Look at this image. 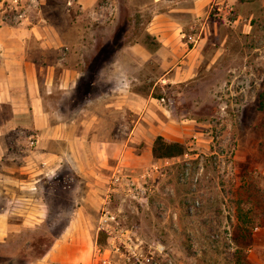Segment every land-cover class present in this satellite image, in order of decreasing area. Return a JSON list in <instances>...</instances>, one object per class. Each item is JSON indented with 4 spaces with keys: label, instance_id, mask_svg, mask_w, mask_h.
I'll use <instances>...</instances> for the list:
<instances>
[{
    "label": "rangeland",
    "instance_id": "obj_1",
    "mask_svg": "<svg viewBox=\"0 0 264 264\" xmlns=\"http://www.w3.org/2000/svg\"><path fill=\"white\" fill-rule=\"evenodd\" d=\"M41 1L0 0V24L30 26L45 15L58 28L60 56L82 61L71 99L56 93L62 100L54 107L64 114L82 99L98 115V94L127 85L141 122L128 164L109 169L107 194L121 190L115 206L108 197L109 207L88 209L96 220L91 264H264V233L255 227H264V0ZM154 16L163 18L158 32L149 30ZM113 59L128 62L133 76L116 68L106 86L98 74L114 73L106 64ZM7 112L0 113L10 127ZM157 135L183 143L185 152L154 158ZM5 152L12 166L20 164L18 148ZM73 176L59 173L42 194L0 182V212L17 195L50 206L43 226L3 232L0 264H41L37 258L62 230L57 205H73L88 189ZM239 207L246 224L236 218Z\"/></svg>",
    "mask_w": 264,
    "mask_h": 264
},
{
    "label": "crops",
    "instance_id": "obj_2",
    "mask_svg": "<svg viewBox=\"0 0 264 264\" xmlns=\"http://www.w3.org/2000/svg\"><path fill=\"white\" fill-rule=\"evenodd\" d=\"M44 2L42 0L41 4ZM159 19L163 18H152L150 32L161 30ZM41 20L44 23L39 21L30 26L0 24V112L7 108L11 119L10 127H5L0 113V164L5 163L0 166V182L42 194L44 184L56 181L59 173L69 179L74 178V174L83 178L88 186L83 199L73 205L68 199L66 208L57 205V226L62 230L37 261L41 264H91L94 244L91 229L96 227V220L88 209L95 212L109 207L108 197H113L111 208L115 206L121 190L113 188L112 194H107V182L111 181L109 169L112 165L128 164L129 145L135 140V127L141 122L135 121V94L127 85L117 93L116 89H111L98 94V115H90L82 99L77 106L69 103L64 114L59 106L54 107L53 100L58 103L62 100L54 97L56 93L61 98L69 95L71 99L70 92L83 75V63L60 56L58 28L47 22L45 15ZM50 53L53 58L48 56ZM143 55L146 58L145 53ZM127 63L108 61L106 64L115 71H100L98 81L114 85L116 68L122 69L123 77L133 76ZM110 127L122 128L112 134ZM9 147L20 150V164L12 166V157L6 158L5 150L9 151ZM61 168L63 170L59 171ZM19 197L7 200L0 212V241L6 240L3 232L8 234L11 226L37 228L47 220L48 203L44 202V207L39 208ZM10 215L20 218L19 222L10 224ZM255 227L259 235H263L264 227ZM254 256L260 258V254Z\"/></svg>",
    "mask_w": 264,
    "mask_h": 264
},
{
    "label": "trees",
    "instance_id": "obj_3",
    "mask_svg": "<svg viewBox=\"0 0 264 264\" xmlns=\"http://www.w3.org/2000/svg\"><path fill=\"white\" fill-rule=\"evenodd\" d=\"M263 99V96H262ZM185 152V147L183 145V143L181 142H175V141H168L166 139H164L162 136L157 135L152 143V147H151V154L154 158H172V157H177L182 155ZM241 200L239 199L238 202H240ZM236 218L238 220L239 223L241 224H246L247 221V217L246 215L243 213L242 209L239 207L237 208V213H236ZM259 226V225H257ZM253 227V226H251ZM248 228L249 226H244V232L245 234L248 233ZM2 258V257H1Z\"/></svg>",
    "mask_w": 264,
    "mask_h": 264
},
{
    "label": "built area",
    "instance_id": "obj_4",
    "mask_svg": "<svg viewBox=\"0 0 264 264\" xmlns=\"http://www.w3.org/2000/svg\"><path fill=\"white\" fill-rule=\"evenodd\" d=\"M160 100L163 101V98H161ZM149 260L146 258L141 259H136L135 261H133L131 264H148Z\"/></svg>",
    "mask_w": 264,
    "mask_h": 264
}]
</instances>
